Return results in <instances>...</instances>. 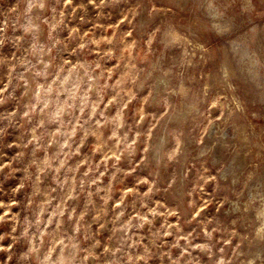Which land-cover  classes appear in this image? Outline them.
<instances>
[{
    "label": "rangeland",
    "instance_id": "1",
    "mask_svg": "<svg viewBox=\"0 0 264 264\" xmlns=\"http://www.w3.org/2000/svg\"><path fill=\"white\" fill-rule=\"evenodd\" d=\"M0 129V264H264V0H0Z\"/></svg>",
    "mask_w": 264,
    "mask_h": 264
},
{
    "label": "clouds",
    "instance_id": "2",
    "mask_svg": "<svg viewBox=\"0 0 264 264\" xmlns=\"http://www.w3.org/2000/svg\"><path fill=\"white\" fill-rule=\"evenodd\" d=\"M2 131H3V129H0V132H2ZM37 223H38V222H37ZM27 227H28V226L26 225V226H25V232H24L22 235H25V236L28 235ZM22 258H23V259H26L27 257H23V256H22ZM49 259H50L49 257H47V256L45 257V261H46V262H47Z\"/></svg>",
    "mask_w": 264,
    "mask_h": 264
},
{
    "label": "bare ground",
    "instance_id": "3",
    "mask_svg": "<svg viewBox=\"0 0 264 264\" xmlns=\"http://www.w3.org/2000/svg\"><path fill=\"white\" fill-rule=\"evenodd\" d=\"M215 11V10H214ZM215 13V12H214ZM218 13V12H217Z\"/></svg>",
    "mask_w": 264,
    "mask_h": 264
}]
</instances>
